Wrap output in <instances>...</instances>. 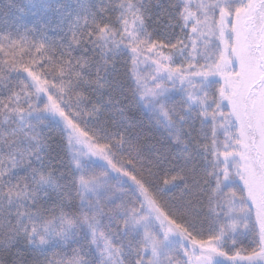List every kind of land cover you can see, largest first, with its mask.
<instances>
[{
	"label": "snow or ice",
	"instance_id": "6c2138e0",
	"mask_svg": "<svg viewBox=\"0 0 264 264\" xmlns=\"http://www.w3.org/2000/svg\"><path fill=\"white\" fill-rule=\"evenodd\" d=\"M0 264H264V0H7Z\"/></svg>",
	"mask_w": 264,
	"mask_h": 264
},
{
	"label": "trees",
	"instance_id": "16d2710c",
	"mask_svg": "<svg viewBox=\"0 0 264 264\" xmlns=\"http://www.w3.org/2000/svg\"><path fill=\"white\" fill-rule=\"evenodd\" d=\"M17 3H23V0H16ZM55 2L58 3H66V4H72L74 3V0H55ZM7 3V0H0V8L4 7V5ZM27 19L31 20V17H28ZM55 20V17H54ZM50 36H56V33L49 32Z\"/></svg>",
	"mask_w": 264,
	"mask_h": 264
}]
</instances>
